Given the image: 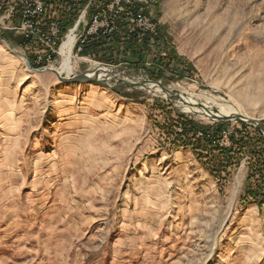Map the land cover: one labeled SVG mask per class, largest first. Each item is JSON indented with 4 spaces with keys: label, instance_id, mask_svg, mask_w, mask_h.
I'll use <instances>...</instances> for the list:
<instances>
[{
    "label": "rangeland",
    "instance_id": "1",
    "mask_svg": "<svg viewBox=\"0 0 264 264\" xmlns=\"http://www.w3.org/2000/svg\"><path fill=\"white\" fill-rule=\"evenodd\" d=\"M132 1L145 5L154 34L108 41L126 53L112 64L72 54L71 73L60 74L101 62L116 67L114 77L106 68L108 86L31 72L0 40V264H264V205L244 195L248 158L211 175L204 155L159 129L167 116L153 99L204 125L227 123V137L215 141L224 148L241 121H212L160 92L115 86L159 82L231 107L261 129L264 0ZM8 35L21 36L0 32L7 43ZM146 38L195 75L151 80L143 68L164 48L152 44L146 54ZM9 45L36 65L25 42Z\"/></svg>",
    "mask_w": 264,
    "mask_h": 264
},
{
    "label": "trees",
    "instance_id": "2",
    "mask_svg": "<svg viewBox=\"0 0 264 264\" xmlns=\"http://www.w3.org/2000/svg\"><path fill=\"white\" fill-rule=\"evenodd\" d=\"M49 5L48 10L53 12L55 3L52 1ZM59 18L62 21L64 25L63 29L65 30L71 25L72 21L75 19V15L70 14L68 16L60 13ZM120 36L127 37L129 38L128 40L134 39V36L129 33L125 25H122L120 33L112 39L118 40ZM5 38L10 44L18 47L24 42L22 36L8 35ZM108 41L109 39L85 48L82 55H86L93 60L103 61L110 64L115 62L118 55L121 56L123 53L126 55L125 50L121 53L119 52L115 43L109 47L107 45L109 43ZM154 42L155 41L153 40L151 43L149 38H146V40L144 39L142 42V48L146 50V54L152 52L147 48L152 44L155 45V47L163 46L164 48L163 50L157 49V54H155L152 61H150L151 65L148 68H143L146 75L151 80H182L195 75L190 64L180 59L177 60L171 53L172 51L170 52V50L165 48L164 45L158 46L159 41H156L158 45ZM139 50H132L131 55L135 56V54H143ZM30 63L33 68L40 67L34 65L31 60ZM168 73L171 77L168 76ZM165 103L166 102L160 98L153 99V104L158 110L164 113L165 118L167 116L165 124L161 125L159 129L165 133L166 138L172 144H177L178 146L189 145L195 154L198 156L204 155L207 159V163L204 164V166L211 175L217 177L218 173L225 172L231 169L234 165L236 167L241 158H248L249 181L244 189V195L259 208H262L264 205V138L261 133L253 126L238 122V128H236L233 133H230V146L224 148L216 145L215 141L221 135L222 131L227 129V123L204 125L193 120L191 116L172 109V106L167 103L164 105ZM261 129L264 131V124H262Z\"/></svg>",
    "mask_w": 264,
    "mask_h": 264
},
{
    "label": "built area",
    "instance_id": "3",
    "mask_svg": "<svg viewBox=\"0 0 264 264\" xmlns=\"http://www.w3.org/2000/svg\"><path fill=\"white\" fill-rule=\"evenodd\" d=\"M52 1L53 12L48 10ZM0 10V32H19L25 44L33 48L34 63L49 69L57 63V57H65L61 53L65 43H70L71 56L78 55L118 35L122 25L141 40L151 37L157 24L147 16L143 3L132 0H0ZM60 13L75 15L65 30Z\"/></svg>",
    "mask_w": 264,
    "mask_h": 264
},
{
    "label": "water",
    "instance_id": "4",
    "mask_svg": "<svg viewBox=\"0 0 264 264\" xmlns=\"http://www.w3.org/2000/svg\"><path fill=\"white\" fill-rule=\"evenodd\" d=\"M0 40L4 41L14 54L18 55L19 57H21L25 61L28 70H30L31 72L39 73V72H44V71H51V72L56 73L53 69H49V68H37V69L36 68H32L30 66V63H29L28 59L26 58V56L23 53L15 51L12 47H10L9 43H7V41L5 39H3L2 37H0ZM94 66L95 67H93L90 70H88V71H86V72H84L82 74H79V75H75V76H71V77H61L59 74L56 73V76H57V79L60 82L65 83V84L96 83V84H99V85L108 86V82H109V79L111 77L109 79H108V77H102L100 79L98 77V70L100 68H109L111 70V73H112V70L116 69V67H113V66H110L108 64L101 63V62H97ZM112 76L114 77L113 73H112ZM119 84H124L129 89L141 88V89H145V90H147L149 92H152V90L149 89V85H152L154 88L158 87L160 89V93L163 94L165 97H169V96L173 97L175 100L180 102L183 105V107L188 105V103L184 99V97H186V96H184V94H181L177 90L165 87L159 82L151 83L150 81L147 82V81H144V80L130 79L128 81H125V80H118L117 79L115 86L119 85ZM193 106H195L197 108H203L202 105H200V104H196V105H193ZM232 118L235 119V120L241 121V122H245V123H248V124H251V125H255V128L259 132H262L261 129L258 127V122L257 121H254L252 119L246 118V117H244L242 115H238V116H234V117H211V118H208V119L212 120V121H228V120H230ZM263 138H264V133H263Z\"/></svg>",
    "mask_w": 264,
    "mask_h": 264
},
{
    "label": "bare ground",
    "instance_id": "5",
    "mask_svg": "<svg viewBox=\"0 0 264 264\" xmlns=\"http://www.w3.org/2000/svg\"><path fill=\"white\" fill-rule=\"evenodd\" d=\"M61 53L65 55V58L64 60H62L63 62L61 63L60 67L57 70L55 69L54 71H56V73L59 75L60 74L69 75L72 70L70 43L69 44L65 43L62 46ZM93 67H95L94 64L92 68ZM107 71L108 70L106 68H100L98 70V77L101 79L102 77L107 76L106 74ZM149 89H151L154 92H160V89L158 87L154 88L152 85H149ZM184 99L188 103V105L184 106L185 109L196 112L197 114H200L206 119L211 117H234L240 115L237 111H233L231 107L218 106L212 100H209L204 96L189 94L187 95V97H184ZM196 104L202 105L204 109L193 106Z\"/></svg>",
    "mask_w": 264,
    "mask_h": 264
},
{
    "label": "crops",
    "instance_id": "6",
    "mask_svg": "<svg viewBox=\"0 0 264 264\" xmlns=\"http://www.w3.org/2000/svg\"><path fill=\"white\" fill-rule=\"evenodd\" d=\"M119 38L122 39V38H127V37H122V36H120ZM110 40H111V39H110ZM110 40H109V41H110ZM25 48H26L27 51H29L28 53L31 54V57H32V59H33V57H34V52H33V50H32L33 48H32L30 45H28V44H26Z\"/></svg>",
    "mask_w": 264,
    "mask_h": 264
}]
</instances>
